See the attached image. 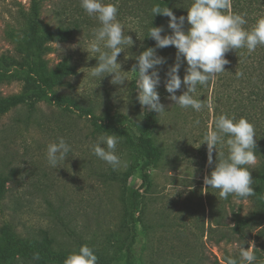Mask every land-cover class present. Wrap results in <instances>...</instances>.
I'll list each match as a JSON object with an SVG mask.
<instances>
[{
  "label": "rangeland",
  "instance_id": "1",
  "mask_svg": "<svg viewBox=\"0 0 264 264\" xmlns=\"http://www.w3.org/2000/svg\"><path fill=\"white\" fill-rule=\"evenodd\" d=\"M34 1L39 2L43 32L53 33L64 25L73 30L68 41L48 39L44 44L41 57L49 71L65 58L75 71L47 96L0 116V173L8 180L0 201V227L11 224L27 238L40 237L48 229L59 247L86 244L111 264H126L129 189L140 188L131 264H227V257L238 260L240 249L252 246L255 255L264 259V232H234L235 213L249 215L253 203L234 200L231 195L220 199L218 190L206 188L204 178L214 170L218 150L213 151L210 165L208 146L202 144L205 133L222 114L246 118L256 135H262L264 72L256 69L258 62L262 65V46L251 54L246 49L240 56L236 50L226 54V71L197 88L195 98L206 105L200 112L183 109L169 99L163 80L177 62V49H156L166 59L158 66L162 80L158 91L166 111L158 116L139 104L135 92L138 74L131 71L136 56L146 50L153 0H106L118 2V20L134 40L118 57L122 70L129 71L122 89L111 83V76L100 82L87 75L97 60L84 49L99 23L80 7V0H0V59L11 69L7 74L0 71V98L25 92L24 67L30 61L19 44L24 43L34 18ZM231 5L234 13L232 0ZM250 25L245 27L250 30ZM186 68L184 61L179 72L182 80ZM185 91L182 85L176 95ZM86 110L92 114L84 115ZM149 112L158 118L153 136L162 156L150 168L151 183L142 187L143 156L137 137L146 129ZM105 134L121 137L117 155L128 162L126 168L113 170L91 152V146ZM60 137L72 151L66 163L53 169L46 159L47 146ZM219 151L227 156L226 146Z\"/></svg>",
  "mask_w": 264,
  "mask_h": 264
},
{
  "label": "clouds",
  "instance_id": "2",
  "mask_svg": "<svg viewBox=\"0 0 264 264\" xmlns=\"http://www.w3.org/2000/svg\"><path fill=\"white\" fill-rule=\"evenodd\" d=\"M231 0H193L188 9L187 17H177L169 7L153 5L151 14H162L169 17L170 35H162L164 28L151 27L147 37L156 41L155 47H149L136 56L135 71L136 99L143 109L162 115L165 105L161 102L158 91L162 80L158 66L166 63V59L156 54V49L174 46L177 49V62L172 65L163 80V86L170 94L169 99L183 109L191 108L196 112L202 111L206 105L195 98L198 86H206L208 82L223 73L229 63L226 54L232 50L246 49L249 54L259 46H264V17L258 19L249 30L245 14L232 13ZM80 7L89 17L98 21L99 26L92 30L91 39L84 49L96 58L97 64L87 73L92 80L100 82L111 76V83L124 88L129 80L123 71L118 57L128 47L134 45L132 36L128 35L124 26L118 20V2L106 0H80ZM190 27L185 31V22ZM183 58V60H181ZM186 61L187 68L183 80L179 75L182 63ZM237 76L242 73L237 72ZM187 89L182 95L176 93L182 88ZM199 124V121H196ZM256 130L246 118L237 119L226 114L219 115L214 126L210 127L203 137V143L208 146V162L213 163V151L218 150V159L210 176H205L207 189L219 191V198L227 200L247 199L256 194L252 169L257 164ZM121 137L117 135H101L90 150L101 161L110 165L113 170L128 166V162L117 155V146ZM227 147V156L219 151ZM71 145L60 137L58 142L47 146L46 159L53 169L66 163ZM253 247V246H252ZM252 247L241 248L239 259L227 257V264H255L257 256ZM34 259H39L35 256ZM64 264H98L95 250L88 245H82L78 251L69 254Z\"/></svg>",
  "mask_w": 264,
  "mask_h": 264
},
{
  "label": "trees",
  "instance_id": "3",
  "mask_svg": "<svg viewBox=\"0 0 264 264\" xmlns=\"http://www.w3.org/2000/svg\"><path fill=\"white\" fill-rule=\"evenodd\" d=\"M234 13L247 14L246 19L251 22L250 29L255 25L256 21L264 17V0H232ZM193 0H153L149 5V13L152 16L149 22V28L147 30L146 49L149 47H155L156 41L148 36L149 29L151 27H163L165 35L172 34V30L168 27L169 17L162 14L153 17L151 14V8L155 4H159L161 7H169L173 10L177 17H187L188 9ZM34 18L30 22L26 31V37L24 43L19 44V49L27 55L29 58V65L24 67V81L25 92L20 95H14L9 98H0V116L10 109L17 107L22 103L29 102V100H35L36 98L47 96L49 90L53 89L64 79L74 73V67L71 66L70 60L65 58L54 71H49L46 63L42 59L46 47L44 44L48 39L54 41H68L71 39L73 30L71 25H64L53 33L43 32L41 29V23L38 17L39 14V2L34 1L33 4ZM187 21L185 22V31L188 29ZM258 48H261L259 46ZM264 52V46H262ZM243 49L237 50L236 55L240 56ZM256 69H260L264 72V53L262 55L260 65ZM10 68L6 67L4 60L0 59V71L3 74L10 72ZM60 103V101H59ZM34 106V102H31ZM90 110L84 111V115H91ZM252 121V119H251ZM262 126L264 129V119H262ZM98 124V120H95ZM158 124V118L154 112H149L146 115V129L137 137L138 147L143 156L142 163V187H145L151 183L150 168L156 166L161 159L162 152L155 142L153 132ZM257 136V135H256ZM256 155L257 164L252 169V178L254 180V190L256 194L247 198L254 205L253 211L247 216H241L235 213L236 225L234 226V232L243 234L247 230L260 229L264 232V131L261 136L256 138ZM7 177L0 173V201L4 198L7 190ZM141 187V188H142ZM130 200L129 206L125 212L126 220L128 222V234L126 244V264H131L133 258V246L136 243L137 230L136 224L139 221L137 212L140 210L141 199L139 197L140 188H130ZM239 200H246L240 199ZM0 264H64L66 257L78 251L79 246L75 248L59 247L57 245L55 237L50 233L48 229L41 231L40 237H23L18 233L11 224H4L0 227ZM98 264H111L110 261L98 254ZM39 256V259H34L35 256ZM255 264H264V259L257 257Z\"/></svg>",
  "mask_w": 264,
  "mask_h": 264
}]
</instances>
